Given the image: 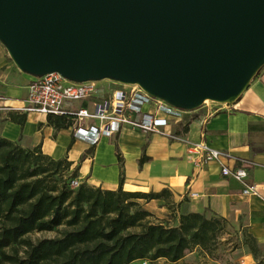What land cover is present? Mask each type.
I'll return each instance as SVG.
<instances>
[{
	"label": "water",
	"instance_id": "1",
	"mask_svg": "<svg viewBox=\"0 0 264 264\" xmlns=\"http://www.w3.org/2000/svg\"><path fill=\"white\" fill-rule=\"evenodd\" d=\"M21 71L137 84L185 110L231 103L264 66V0H0Z\"/></svg>",
	"mask_w": 264,
	"mask_h": 264
},
{
	"label": "crops",
	"instance_id": "2",
	"mask_svg": "<svg viewBox=\"0 0 264 264\" xmlns=\"http://www.w3.org/2000/svg\"><path fill=\"white\" fill-rule=\"evenodd\" d=\"M31 81V77H23L0 44L1 136L26 148L40 144L42 151L54 159L67 158L71 171L77 170L75 178L80 183L115 190L121 171L124 190L158 192L168 189L172 193L169 205L163 200L140 202L151 212L154 205L171 206L176 219L182 211L232 218L238 222V229L264 245V192L261 196L241 195L240 184L222 176L215 163L195 166L187 158L182 142L124 127L90 147L73 138V125L55 131L41 114L27 113L23 126L6 120L9 112L22 113L15 108L24 105ZM210 102L212 104L207 101L196 109L184 111L177 118H169L166 130L188 141L204 140L214 148L250 161L249 180L264 185V66L235 101ZM142 155L148 159L140 165ZM244 259L246 264H257L250 252Z\"/></svg>",
	"mask_w": 264,
	"mask_h": 264
},
{
	"label": "trees",
	"instance_id": "3",
	"mask_svg": "<svg viewBox=\"0 0 264 264\" xmlns=\"http://www.w3.org/2000/svg\"><path fill=\"white\" fill-rule=\"evenodd\" d=\"M27 113L9 112L6 120L23 126ZM55 131L73 123L69 115H47ZM119 158V155H118ZM148 159L142 155L140 165ZM67 158L54 159L41 145L32 148L0 135V264H131L135 261L182 260L199 248L207 255L216 248L227 219L204 212L182 211L174 223L152 221L140 201L163 200L172 193L102 189L80 183ZM66 229L61 235L33 241L32 232ZM243 243L264 264L262 247L250 234Z\"/></svg>",
	"mask_w": 264,
	"mask_h": 264
},
{
	"label": "built area",
	"instance_id": "4",
	"mask_svg": "<svg viewBox=\"0 0 264 264\" xmlns=\"http://www.w3.org/2000/svg\"><path fill=\"white\" fill-rule=\"evenodd\" d=\"M78 100L88 101L90 106L73 109L72 102ZM15 109L44 116H71L73 138L90 147L96 146L102 137L119 133L124 127L143 133H157L184 143L186 156L195 166L215 163L222 176L240 184L241 195L261 196L264 192V185L249 180L247 166L252 164L250 161L236 157L227 150L214 148L204 140L188 141L166 130L169 118H177L190 110L172 106L150 95L137 84L109 78L77 82L52 72L34 76L28 84L24 105ZM79 184L76 178L70 181L72 187ZM141 263L146 264L147 261L142 260Z\"/></svg>",
	"mask_w": 264,
	"mask_h": 264
},
{
	"label": "rangeland",
	"instance_id": "5",
	"mask_svg": "<svg viewBox=\"0 0 264 264\" xmlns=\"http://www.w3.org/2000/svg\"><path fill=\"white\" fill-rule=\"evenodd\" d=\"M22 75L25 78L28 77H31L32 79L34 78V76L25 72H22ZM102 81H99V83H101ZM208 103L212 104V102L210 101H208ZM152 104H154L153 101ZM81 106L88 107L90 105L89 102L85 100H78L72 102L73 109H78ZM151 210L153 213V217H151L152 221L165 220V221H169L170 223L176 222L174 221V216L172 212L173 210H171V206H168L167 208H160L159 206L154 205V207L151 208ZM226 219H227V224L224 233L221 237V240L217 244L216 248L212 250L210 256L207 255L205 252L201 251L199 248H197L191 254L187 252L185 254V258L178 261L175 264H246V262L243 261H245L244 257L246 256V254L249 253V247L243 243L244 233L241 229H238L237 227L238 222H235L232 218H226ZM65 229L66 228L64 226H60L58 229L54 231L32 232L29 233L27 236L33 241H37L43 238L58 237ZM263 252L264 250H262V253ZM254 259L258 264V260L261 259V257H258V260L256 258ZM131 264H142V263L140 260H138ZM146 264H169V263L165 259L161 258L155 261H147Z\"/></svg>",
	"mask_w": 264,
	"mask_h": 264
}]
</instances>
